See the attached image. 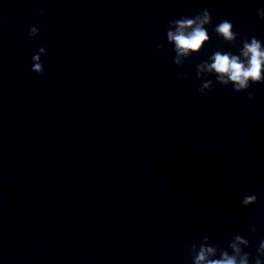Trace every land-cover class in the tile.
Masks as SVG:
<instances>
[{
  "label": "clouds",
  "instance_id": "1",
  "mask_svg": "<svg viewBox=\"0 0 264 264\" xmlns=\"http://www.w3.org/2000/svg\"><path fill=\"white\" fill-rule=\"evenodd\" d=\"M40 15H45L41 10ZM256 15L264 20V9H257ZM212 23V16L207 8L202 9L194 17L181 16L169 21L166 31L168 44L174 45L175 56L173 63L181 67L194 54L202 51L203 46L210 41L211 37L207 27ZM39 28L32 24L29 26V38H35L39 34ZM215 34L226 43L235 45L239 33L234 31V26L229 20H221L214 28ZM239 54L230 51L217 50L207 60L196 65V79L202 83L196 89L201 96L213 87L212 79H204L206 76H215V82L221 85H232L235 92H247L252 84H264V42L252 36L244 39ZM165 45H157L158 51H163ZM48 50L40 47L38 52L32 56L31 71L42 75L44 65L41 57L47 56ZM178 79H186L183 73L177 74ZM249 100L254 99V94L248 92ZM256 195L245 196L241 204L244 207L256 203ZM256 231L253 226L250 229ZM210 237L205 235L199 243L190 246L192 264H264V239L260 240L256 248V256L244 249L249 247V240L241 235L234 236L228 243V247L221 249L215 244H210ZM229 249L231 251H229Z\"/></svg>",
  "mask_w": 264,
  "mask_h": 264
}]
</instances>
